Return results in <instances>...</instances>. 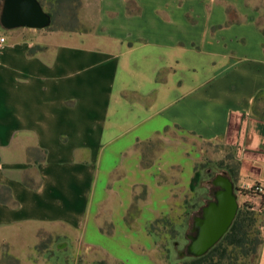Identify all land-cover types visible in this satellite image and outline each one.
<instances>
[{
	"label": "crops",
	"instance_id": "1",
	"mask_svg": "<svg viewBox=\"0 0 264 264\" xmlns=\"http://www.w3.org/2000/svg\"><path fill=\"white\" fill-rule=\"evenodd\" d=\"M95 3L93 32L5 31L0 189L14 206L0 202V230L63 226L77 231L86 248L125 264L106 246L119 230L139 259L158 264L156 242L139 221L149 191L167 187L159 175L187 165L182 147L166 142L170 129L231 147L237 186L264 180V14L252 7L264 0ZM156 137L164 149L144 167L139 146ZM30 148L39 160H28ZM32 168L36 184L23 177ZM189 179L186 169L182 182ZM142 187L148 194L137 228L123 229ZM109 194L118 200L107 215L111 237L99 231Z\"/></svg>",
	"mask_w": 264,
	"mask_h": 264
},
{
	"label": "rangeland",
	"instance_id": "2",
	"mask_svg": "<svg viewBox=\"0 0 264 264\" xmlns=\"http://www.w3.org/2000/svg\"><path fill=\"white\" fill-rule=\"evenodd\" d=\"M44 11L52 14L53 23L36 33L37 35H49L56 31L70 33H89L96 27V3L95 0H39ZM128 2V0H127ZM2 2L0 0V11ZM260 8L264 14V7ZM6 35V33H4ZM165 136L166 142L172 145H180L186 156V164L182 167L172 166L166 173L158 177L160 185H167L165 190L149 191V198L142 205L139 225L143 228V233L150 222L165 219L163 224L154 227L156 240V252L152 254V259L158 264H182L188 263L185 257V247L187 245L186 235L192 218L199 212L209 199L210 181L221 173H225L233 180L235 193L239 209L244 206L249 208L261 207V231L264 232V193L262 196H255V193H247L243 186H237V163L234 159L231 147L220 143H206L189 134L181 133L176 129H170ZM28 142L32 145L30 136ZM165 140L159 137L151 141L142 143L139 148L143 154V163L150 165L158 154L164 149ZM41 154L35 149L28 150V160H39ZM190 170V179L182 182V173ZM197 174L195 187L190 189V184L194 175ZM230 174V175H229ZM24 180L29 184H36L38 181L35 168L28 169L24 175ZM259 182V181H258ZM255 182L253 184H256ZM251 184V185H253ZM112 185L107 183L108 189ZM114 185L111 186L113 188ZM171 189L169 192L168 189ZM136 193H143L142 188H138ZM258 194V193H257ZM168 208H167V198ZM100 210L99 225L108 222L107 215L109 209H118V200L115 194H109ZM238 209V210H239ZM155 213L157 215L155 217ZM114 214V213H113ZM114 225V223H113ZM123 229L127 230L123 219L120 221ZM145 226V227H144ZM176 232L171 234V230ZM147 234V233H146ZM174 239H170L171 237ZM109 237V236H107ZM111 237V236H110ZM115 238L111 241L107 238L106 246L120 258L126 260L125 264H154L150 259L141 260L138 254L134 253L131 242L124 237L121 231H117ZM142 239L141 235L135 236ZM152 241L154 238H151ZM109 242V243H108ZM264 244V239H263ZM262 247L260 248L261 251ZM259 251V252H260ZM168 256V258H166ZM147 258V257H146ZM0 264H118L110 262L101 253L94 249L86 248L80 242L77 231H72L66 227L56 225L51 227H39L37 225H19L16 227L0 230Z\"/></svg>",
	"mask_w": 264,
	"mask_h": 264
},
{
	"label": "water",
	"instance_id": "3",
	"mask_svg": "<svg viewBox=\"0 0 264 264\" xmlns=\"http://www.w3.org/2000/svg\"><path fill=\"white\" fill-rule=\"evenodd\" d=\"M0 27L5 31L18 28L43 30L51 18L37 0H1ZM209 199L192 218L185 256L201 258L215 247L229 231L239 205L233 181L225 174L210 181Z\"/></svg>",
	"mask_w": 264,
	"mask_h": 264
},
{
	"label": "trees",
	"instance_id": "4",
	"mask_svg": "<svg viewBox=\"0 0 264 264\" xmlns=\"http://www.w3.org/2000/svg\"><path fill=\"white\" fill-rule=\"evenodd\" d=\"M37 1L43 8L41 2L39 0ZM46 13L50 16L52 24V14ZM142 166L146 167L148 165L144 164L142 161ZM229 177H231V175ZM197 178V174H195L191 181L190 189L193 190L195 187ZM0 190L5 192L0 193V202L9 206H14V203L9 197L8 190ZM142 191L143 193L134 194L132 203L124 217L125 225L131 230H136L137 228L136 220L141 212V203L145 201L148 194L145 187H142ZM261 215V213H255L247 206H244L243 209H239L229 231L215 247L201 258H188L185 256L188 263L183 262L182 264H258L259 251L263 245L264 239V232L261 231L262 227L258 224V222L261 223V217H259ZM164 220L165 219L156 220L148 224L146 231L154 240L158 238L153 232L154 227L157 224H163ZM113 229L112 223L107 221L99 226L100 233L107 236L113 234ZM170 233L174 235L176 232L172 229ZM170 239H174V237L172 236ZM166 258H168V256Z\"/></svg>",
	"mask_w": 264,
	"mask_h": 264
},
{
	"label": "built area",
	"instance_id": "5",
	"mask_svg": "<svg viewBox=\"0 0 264 264\" xmlns=\"http://www.w3.org/2000/svg\"><path fill=\"white\" fill-rule=\"evenodd\" d=\"M5 30H3L1 27H0V46L4 45L5 44ZM245 187V189L247 190V193H255L256 195L255 196H262V194L264 193V180L263 181H259L258 183L256 184H253V185H247V186H243ZM258 193V194H257ZM253 211H256V212H261L262 208L259 206V207H252L251 208Z\"/></svg>",
	"mask_w": 264,
	"mask_h": 264
}]
</instances>
